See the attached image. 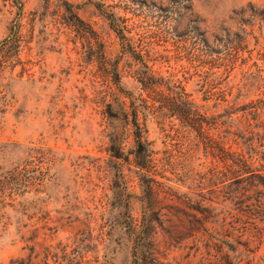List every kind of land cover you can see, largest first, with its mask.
<instances>
[{"label":"rangeland","instance_id":"rangeland-1","mask_svg":"<svg viewBox=\"0 0 264 264\" xmlns=\"http://www.w3.org/2000/svg\"><path fill=\"white\" fill-rule=\"evenodd\" d=\"M147 72L161 85L144 87ZM172 84L208 115L219 110L207 96L241 104L264 94V0H0V264H231L236 238L241 264L264 256V222L223 201L231 174H200L215 162L174 112ZM130 96L145 101L161 184V214L145 234L133 127L121 113ZM112 132L128 201L110 198ZM23 146L39 148L48 169L35 174L37 191L15 182L26 174L5 173ZM215 176L214 223L189 234L186 212L201 215L182 201Z\"/></svg>","mask_w":264,"mask_h":264},{"label":"trees","instance_id":"trees-1","mask_svg":"<svg viewBox=\"0 0 264 264\" xmlns=\"http://www.w3.org/2000/svg\"><path fill=\"white\" fill-rule=\"evenodd\" d=\"M158 85L161 84L156 77L149 74L144 87L154 89ZM171 87L175 92L173 97V103L176 102L173 105L174 112L186 126L196 133L198 145L201 146L205 158L212 159L215 162L213 165L210 162L207 170L200 174H231L232 180L228 185L229 190L227 192L223 191V194H221L218 185L222 180L219 181L220 177L215 176L210 184L214 188H210L208 192L200 191L194 196L186 195V200L182 202L190 210H194L201 215L196 216L194 213L186 212V215L191 217V221L186 227L188 233L195 234L201 229L208 232L209 227L205 224L209 222V219H212L210 222L214 223L213 217L216 216L214 214L216 208L213 206L215 201L212 197L220 194L223 201L227 200L232 206L231 209L236 213H243L246 214L247 218L264 222V94L241 104L238 96H231L230 99L225 95L214 96L213 94L207 96L204 100H214L215 106L219 110L215 114L208 115L206 111L200 109L204 105L194 102L184 87L180 84H172ZM131 99V111H122L121 113L133 127L135 147L133 157L138 169L141 203L145 217L139 227V233L145 234L151 223V219H149L151 215L161 214V208L156 209V206H154L155 200L161 191L158 186H161V184L155 178L156 164L153 161L150 143L144 136L145 119L141 121L139 116L140 105L145 101L143 98L131 97ZM109 143V162H113L119 167L113 173L117 174L116 178H110V198L120 202L122 199L128 198L129 192L126 190V183L121 171L122 163L120 160L118 161V159H122V156H120L121 146L117 133L112 132L110 134ZM22 153L24 157L21 162L5 173L26 174L22 175L20 179H14L15 182L20 183L19 181L23 180L21 185L25 188V191L33 185H35V191H37L36 187L41 185L42 178L35 174H47L48 169H42L41 163L43 160L39 148L23 146ZM191 200L195 204H189ZM235 222H238V217L233 218L231 221L232 229H236ZM140 237L144 238L145 236L141 235ZM236 244L245 246L238 238L235 239L234 243L230 242L231 264H241L240 262L244 258L243 251H240ZM147 257H149L148 250L140 259L144 260ZM250 260L247 264H264V256L259 258L256 263L253 262V259ZM11 263L31 264L30 261L27 262L24 259H16Z\"/></svg>","mask_w":264,"mask_h":264}]
</instances>
